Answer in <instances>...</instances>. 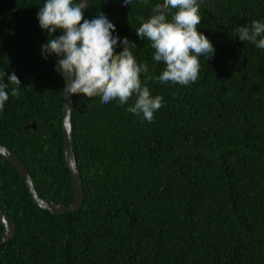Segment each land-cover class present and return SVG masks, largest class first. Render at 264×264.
I'll return each mask as SVG.
<instances>
[{"label": "trees", "instance_id": "16d2710c", "mask_svg": "<svg viewBox=\"0 0 264 264\" xmlns=\"http://www.w3.org/2000/svg\"><path fill=\"white\" fill-rule=\"evenodd\" d=\"M45 0H0V70L20 80L0 110V144L29 171L38 196L69 204L58 57L41 53L53 35L39 26ZM79 0H74L78 3ZM159 0H92L113 35L136 44L150 94L163 98L148 122L99 96L73 94L72 145L83 199L60 215L38 207L17 169L0 155V210L16 223L0 264H264V49L236 29L264 22V0H198L197 31L214 47L188 86L160 83L165 69L136 34ZM170 10L168 19L171 20ZM122 51L118 43L115 53ZM145 76L141 74V83ZM34 123L35 127L30 124ZM3 227L0 224V237Z\"/></svg>", "mask_w": 264, "mask_h": 264}, {"label": "clouds", "instance_id": "9594fccd", "mask_svg": "<svg viewBox=\"0 0 264 264\" xmlns=\"http://www.w3.org/2000/svg\"><path fill=\"white\" fill-rule=\"evenodd\" d=\"M126 6L132 0H123ZM147 3V0H143ZM83 0H45L37 13L41 29L48 36L57 30L61 33L48 39L41 46L45 59L55 54V70L65 81L63 93L68 95L83 94L92 98L99 96L104 104L118 100L126 104L135 95V103L127 111L148 122L154 121V112L161 108L163 98L153 97L147 86L149 69L147 63H137L131 49L136 44L127 37L118 39L113 35L115 26L104 14L91 20L84 19L82 14ZM198 0H161L152 8L153 14L142 19L136 34L147 39L154 49L153 60L163 62L166 67L157 77L160 83L188 86L195 83L200 73V57L209 58L214 47L209 39L197 31L201 23ZM170 10L171 20L168 19ZM239 39L250 42L259 49H264V22L253 20L251 26L236 29ZM122 51L114 52L117 44ZM144 74V84L141 74ZM0 70V110L11 95L18 96L20 80L12 73L7 75Z\"/></svg>", "mask_w": 264, "mask_h": 264}, {"label": "water", "instance_id": "95a60500", "mask_svg": "<svg viewBox=\"0 0 264 264\" xmlns=\"http://www.w3.org/2000/svg\"><path fill=\"white\" fill-rule=\"evenodd\" d=\"M92 0H83L82 14L83 17L86 14ZM161 0H159V3ZM65 88V86H64ZM73 95L64 94L63 101V117H62V133H63V150L66 165L68 167L72 186H73V199L69 204H60L47 202L40 198L36 193L33 182L31 180L28 169L22 160L9 148L0 144V155L8 160L22 176L25 185L28 189L30 198L40 208H43L52 214L60 215L67 212L75 211L81 205L83 199V187L80 178V174L77 169L76 160L74 157L73 145H72V128H71V109H72ZM31 127H35V124H30ZM0 224L3 227V233L0 237V246L11 240L15 233L16 223L9 221L7 216L0 210Z\"/></svg>", "mask_w": 264, "mask_h": 264}]
</instances>
